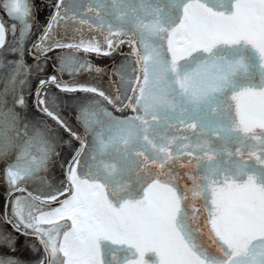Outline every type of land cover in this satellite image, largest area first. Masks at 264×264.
I'll list each match as a JSON object with an SVG mask.
<instances>
[{"label": "snow or ice", "instance_id": "obj_1", "mask_svg": "<svg viewBox=\"0 0 264 264\" xmlns=\"http://www.w3.org/2000/svg\"><path fill=\"white\" fill-rule=\"evenodd\" d=\"M50 7L0 0V264H264V0Z\"/></svg>", "mask_w": 264, "mask_h": 264}, {"label": "rangeland", "instance_id": "obj_2", "mask_svg": "<svg viewBox=\"0 0 264 264\" xmlns=\"http://www.w3.org/2000/svg\"><path fill=\"white\" fill-rule=\"evenodd\" d=\"M54 2V0H33V3L36 6V11H35V24L34 27L32 29L33 31V35L31 37V40H29V43H31L32 40H35L36 35H38L41 30L43 29V27L45 26L49 16L52 13V8L50 7V5ZM0 16H3V12H0ZM5 20H7V17H5ZM64 51H71V50H64ZM124 54H126L128 52V49L126 47L123 48ZM49 55H52L51 53ZM77 55H88L92 58V62L94 64H97L101 67H112L116 62L120 61L122 59V54L121 53H114L113 56L110 57H105V56H96L95 54H84V53H77ZM28 62L31 63L30 58L28 59ZM47 74H53L52 73V69L51 67L46 69L45 75ZM64 79L68 80L69 76L67 73H65L64 75ZM77 79H81L83 80V77H77ZM114 80H116V77H113ZM94 82V81H93ZM100 83L102 85H104L105 87H107L108 85V77L105 76L103 78V80L100 81ZM30 88H32L33 90L36 87V82L35 79H33L30 83ZM116 87H118L119 85L116 84ZM3 88V84L0 83V89ZM51 92L55 95H57L58 97H62L65 101V103H71V101L69 100V96L71 95H75V94H64V93H59V91L55 88L51 89ZM25 94L27 95V91L25 92ZM29 99V103L31 104V97H28ZM59 102V101H58ZM32 114L36 115L37 117L39 116L38 113L35 112V110H32ZM65 115L68 118L69 122L75 124V112L70 110V109H66L65 110ZM64 154H67V149H65ZM60 176V171L58 169H54L51 173V175L48 176L49 181H52V179L54 177H59ZM38 183V181H37ZM29 190L32 191V187H29ZM4 189L2 186H0V211L3 210V203H4ZM5 228H7V226H4ZM10 231V229H8ZM15 255L17 257L20 258V260L23 262V264H34V261L38 258V256L40 255V253H34L30 248H29V242H27L25 240V238L23 236H20L17 240V251L15 253Z\"/></svg>", "mask_w": 264, "mask_h": 264}, {"label": "flooded vegetation", "instance_id": "obj_3", "mask_svg": "<svg viewBox=\"0 0 264 264\" xmlns=\"http://www.w3.org/2000/svg\"><path fill=\"white\" fill-rule=\"evenodd\" d=\"M123 54H124V51H123ZM189 167H191V166H189Z\"/></svg>", "mask_w": 264, "mask_h": 264}]
</instances>
